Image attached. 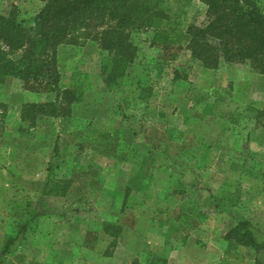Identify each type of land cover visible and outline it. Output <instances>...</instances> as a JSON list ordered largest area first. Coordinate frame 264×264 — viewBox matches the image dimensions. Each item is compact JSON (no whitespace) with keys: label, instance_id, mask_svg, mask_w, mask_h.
Returning <instances> with one entry per match:
<instances>
[{"label":"rangeland","instance_id":"obj_1","mask_svg":"<svg viewBox=\"0 0 264 264\" xmlns=\"http://www.w3.org/2000/svg\"><path fill=\"white\" fill-rule=\"evenodd\" d=\"M44 2L0 0V12L29 27ZM186 9L172 30L206 23L201 0ZM96 31L56 47L59 86L79 97L69 114L29 118L26 104L58 105L56 92L0 82V264H220L239 217L264 243V75L222 57L204 67L185 41L163 52L143 28L111 90ZM87 170L96 199L80 188ZM232 249L264 264V248Z\"/></svg>","mask_w":264,"mask_h":264},{"label":"trees","instance_id":"obj_2","mask_svg":"<svg viewBox=\"0 0 264 264\" xmlns=\"http://www.w3.org/2000/svg\"><path fill=\"white\" fill-rule=\"evenodd\" d=\"M44 1L29 27L18 19L17 11L0 12V82L16 78L25 90L56 92L58 105L53 102L26 104L23 111L29 118L34 119L37 113L69 114L70 104L79 97L74 90L59 86L56 47L65 42L74 43L78 36L93 30H97L101 49L110 54L102 62L101 71L105 85L111 90L119 86L126 68L136 57L138 47L132 33L143 28L153 30L150 44L160 45L163 52L185 41L193 57L204 67L213 68L222 57L231 63L248 62L264 75V15L258 0H201L206 23L188 24L179 30L172 28L193 0ZM150 90L142 88L139 98L147 99ZM256 117L264 127V109ZM79 179L86 197L96 199L102 192L93 170L83 172ZM106 225L104 228L109 233ZM223 238L227 245L220 264H244L243 255L232 246L256 251L264 248V243L256 240L251 222L243 217L237 218ZM11 242L4 245L3 252L8 251Z\"/></svg>","mask_w":264,"mask_h":264},{"label":"crops","instance_id":"obj_3","mask_svg":"<svg viewBox=\"0 0 264 264\" xmlns=\"http://www.w3.org/2000/svg\"><path fill=\"white\" fill-rule=\"evenodd\" d=\"M243 218L248 219V220L251 222V224H252V221H251V219H250L249 217H243ZM252 225H253V224H252Z\"/></svg>","mask_w":264,"mask_h":264}]
</instances>
